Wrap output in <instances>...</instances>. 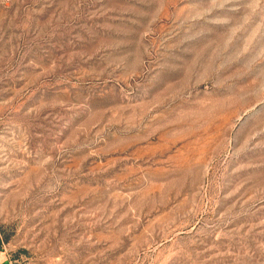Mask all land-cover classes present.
Instances as JSON below:
<instances>
[{
	"label": "rangeland",
	"instance_id": "374dc122",
	"mask_svg": "<svg viewBox=\"0 0 264 264\" xmlns=\"http://www.w3.org/2000/svg\"><path fill=\"white\" fill-rule=\"evenodd\" d=\"M0 264H264V0H0Z\"/></svg>",
	"mask_w": 264,
	"mask_h": 264
}]
</instances>
